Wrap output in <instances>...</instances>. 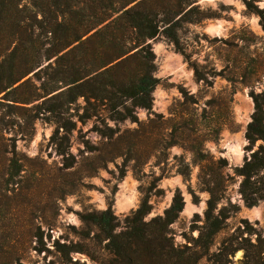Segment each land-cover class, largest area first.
Listing matches in <instances>:
<instances>
[{"label": "rangeland", "instance_id": "1", "mask_svg": "<svg viewBox=\"0 0 264 264\" xmlns=\"http://www.w3.org/2000/svg\"><path fill=\"white\" fill-rule=\"evenodd\" d=\"M15 1L28 10L15 12L10 23L36 12L30 0ZM248 1L262 14L243 0L150 1L161 32L146 39L158 80L148 109L117 89L69 102L68 83L109 61L120 43L130 48L125 36L98 55L78 51L74 59L68 47L42 58L0 93V264H98L109 254L104 241L87 238L95 228L82 214L111 208L121 220L147 197L149 219L176 192L184 203L171 224L176 244L199 235L209 198L221 221L205 249L189 240L196 264H264V199L248 206L236 172L261 143L251 147L246 129L253 95L264 92V0ZM33 31L25 30L30 38L19 55L49 46L43 30ZM6 37L5 55L14 45ZM139 59L104 78L130 80ZM6 79L0 70V89ZM126 108L132 116L119 118L116 111ZM260 176L252 180L264 189ZM56 240L81 250L58 253Z\"/></svg>", "mask_w": 264, "mask_h": 264}, {"label": "trees", "instance_id": "2", "mask_svg": "<svg viewBox=\"0 0 264 264\" xmlns=\"http://www.w3.org/2000/svg\"><path fill=\"white\" fill-rule=\"evenodd\" d=\"M150 1L30 0L36 12L31 13L30 17L28 15L17 17L10 23L15 12H25L28 6L24 4L20 7L21 3L15 0H0V46L5 35L6 38L12 39L14 44L6 55L0 50V70L4 78H7L6 85H1L0 93L12 87L34 66L38 67L42 58L48 60L68 47L70 48L65 53L73 55L74 59L78 51L84 56L98 55L107 49L108 44H114L125 36L132 42L130 48L120 43L119 50L115 52L113 50L109 61L87 68L82 76L68 83L66 92L72 96L69 102L80 96L86 102H90L91 99L97 100L110 93V89H117L121 97L131 100L132 105L150 108L151 92L158 80L151 74L155 56L146 39L153 38L161 32L155 19L151 17L152 11L148 8L151 5ZM243 1L248 8L262 14V11L250 1ZM34 27L43 30L45 36L43 43H48L49 46L44 50L36 48L33 56L28 53L21 56L20 48L23 42L29 40ZM25 30H29L30 34L24 36ZM170 36L178 46L174 36ZM43 43L41 42V45ZM24 48L27 51V47ZM138 56L139 65L130 80L127 79L125 82L104 78L112 69ZM253 100L255 110L252 120L247 125L246 137L251 147L256 140H260L261 143L251 151L242 166L236 169L242 178L240 193L248 206L256 205L259 200L264 199V194L259 193L261 190L264 192V189L256 187V182H253L254 177L257 179L261 177V172L264 175V92L253 95ZM126 110L125 114L120 111H116V114L119 118L131 117L130 109ZM183 205L181 194L176 192L169 207L162 214L149 219H145L150 210L147 197H144L137 209L121 220L111 208L91 210L82 214V222L95 228L94 235L87 238L95 242L104 241V249L109 254L107 259L100 258L98 264H196L199 255L195 248L188 244L189 240L196 243L199 248L205 249L211 237L220 229L221 221L214 215L215 203L209 198L204 214V226L199 235L191 239L185 237V243L176 244L171 224L178 218ZM54 246L58 253L81 250L70 248L67 243L58 240L54 242ZM69 261L77 262L70 258Z\"/></svg>", "mask_w": 264, "mask_h": 264}]
</instances>
